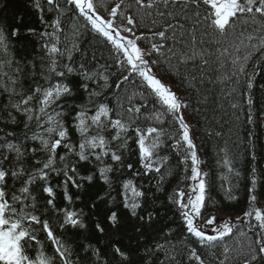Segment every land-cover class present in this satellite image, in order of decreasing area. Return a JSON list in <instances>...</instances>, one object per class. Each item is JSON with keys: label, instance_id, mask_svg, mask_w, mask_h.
<instances>
[{"label": "snow or ice", "instance_id": "snow-or-ice-1", "mask_svg": "<svg viewBox=\"0 0 264 264\" xmlns=\"http://www.w3.org/2000/svg\"><path fill=\"white\" fill-rule=\"evenodd\" d=\"M30 7L43 26L40 31L27 29L36 38L31 56H18L11 44L19 28L0 26V122L23 126L19 136L0 129V264H76L78 254L56 230L87 227L83 212L70 208L80 199L71 189L102 181L109 191L101 195L100 186L90 194L96 208L111 196L117 172L123 208L151 228L158 213L149 206V189L136 178H150L149 183L155 179L153 187L165 191L166 180L175 178L173 159L190 183L167 199L189 239L174 242V230L165 225L153 230L141 250L144 237L136 228L135 249L118 239L108 240L103 248L80 245L89 250L92 264H237L241 253V264H264V209L255 206L264 174L251 169L249 207L235 222L229 217L218 223L216 215L205 216L209 193L217 187L225 199H237V160L224 141L216 153L218 171L202 170L184 114L188 99L154 71L167 64L189 83L197 103L207 104L212 96L217 107L226 101L238 109L234 101L240 77L251 89L255 68L264 64V0H132L126 10L125 0H118L106 15L95 0H31ZM93 33L107 55L86 43L85 37ZM148 39L155 42L142 48L139 41ZM247 104H252L250 95ZM82 164L92 166L85 169L88 175H81ZM125 172L131 175L121 179ZM53 177L63 179L53 184ZM58 191L64 206L57 203ZM53 218H59L55 226ZM242 220L251 237L238 227ZM105 222L109 228L119 227L121 214L107 209ZM213 224L214 234L204 231ZM95 230L107 235L109 229L97 222ZM41 234L47 244L39 239Z\"/></svg>", "mask_w": 264, "mask_h": 264}, {"label": "trees", "instance_id": "trees-1", "mask_svg": "<svg viewBox=\"0 0 264 264\" xmlns=\"http://www.w3.org/2000/svg\"><path fill=\"white\" fill-rule=\"evenodd\" d=\"M98 6V11L101 14L106 15V9H110L118 0H95ZM132 0H125V10L127 5ZM31 0H0V26H3L6 30L11 28H19L20 35L18 37H10L11 44L17 51L18 56H31L34 51L36 44V38L31 36L28 32V28H35L37 31L42 29V25L39 22L37 13L30 7ZM105 4V7H103ZM22 18V19H21ZM50 18V17H46ZM83 23V21H80ZM117 24L120 20L117 19ZM144 31V29H141ZM150 36V33H145ZM139 35V32H137ZM95 34H90L85 37V41L92 42L97 45L98 52H103L107 55V49L99 47V40H94ZM102 40V38H100ZM155 41L141 40L139 41L142 48H149L151 43ZM155 58V57H153ZM162 59V58H161ZM175 63V61H173ZM156 74L163 80L165 84L171 86V88L177 92L181 98L187 97L190 106L184 110L186 121L189 123L191 128V136L194 143L197 145L198 156H201V167L203 171L217 172V166L215 165L216 153L218 147L224 145V141L228 142V147L231 153L235 156L237 163L236 167L240 170L241 176L239 178V187L234 192L237 199L228 200L224 198L223 192L216 188L211 191L209 195L212 197L211 200L207 201V210L205 216L216 215L217 222H221L219 218L222 217H237L241 216L242 213L249 207L247 189L251 186L249 183V173L252 168H256L258 174H264V64H259L255 68L254 83L251 89L246 88L244 77H240V84L237 86L235 93V101L239 104V108L236 110L231 109L226 101H220L223 103V108L217 107V103L213 102V97L209 96L207 104L197 103L199 97L194 94L190 85L187 81L182 80L180 74L176 73L175 69L169 68L167 64H161L159 67L154 68ZM248 73H253V66L250 63L248 66ZM125 88H129L130 85H124ZM208 88L212 92H218V89L213 88L209 85ZM251 96L252 104H247L248 96ZM114 104L115 101H112ZM251 114L252 121L248 122V114ZM0 129H5L9 132H14L18 136L23 131V126L18 125H6L0 122ZM209 131L216 132L220 131L223 133L222 137H216L215 135H209ZM0 139H3V132H0ZM29 147L31 144L28 145ZM253 153L255 154V160L252 159ZM135 158L133 157V160ZM177 161L172 160L170 167L173 168L175 178L169 177L165 182V191H157L153 185L155 179L150 178H136L137 183L143 184L146 189H149V206L151 210L158 213L157 218L152 224L151 228H147L141 225V223L135 218H131L130 214L126 209L123 208L121 203V196L118 194L120 189L118 188L120 178L119 172L113 177V184L111 190V196L103 202L98 201L97 207L92 208V199L90 194L94 193L97 187L103 186L104 192L109 191L107 185H103L102 181L97 180L92 186L85 183L83 189L77 190L71 189L73 193H77L80 196L79 200L74 199V203L70 205V208L77 211H82L84 214V223L87 226L82 229H75L67 227L65 230H57V234L62 233L63 241L74 250V253L78 254L76 264H92V260L89 259L90 252L87 248H80V245H89L92 247L103 248L104 244L112 240H120L123 245H131L133 249L137 248V242L139 235L136 232V228H141V234L144 239L139 240V247L141 250L146 242L151 239L154 229H158L168 225L174 230L173 241L178 243L181 239L187 240L190 234L186 233L183 228V223L177 214L175 205L168 202V195L173 194L178 188L187 189V184L190 181H184L183 173L180 169L175 168ZM92 166L88 164H82L80 166L81 175H88ZM88 169L89 171H85ZM190 175V172L188 173ZM131 174L125 172L123 178H129ZM63 177H53V184H58ZM219 182L217 181V184ZM258 196V202L256 207L264 209V184H259L256 187V193ZM40 197V202L43 204V195L39 192L36 193ZM155 197L153 200L152 197ZM114 198V199H113ZM57 203L60 206H64L60 199V193L57 194ZM66 203V202H65ZM107 209L118 211L121 214V224L116 228H109L105 222V215ZM143 214V213H141ZM59 218H53V225L57 224ZM243 223H238V227H241L251 237V229H249L246 220ZM97 222H104L105 227L108 228L107 235L101 234L95 230V224ZM254 222V221H253ZM202 223V222H201ZM213 234V233H210ZM87 237V239H86ZM39 239L45 244L48 242L45 240L43 234L39 236ZM195 239V238H191ZM234 245L232 240L228 241ZM219 251V249H217ZM233 257L237 254L232 253ZM241 253L237 257V264L242 262Z\"/></svg>", "mask_w": 264, "mask_h": 264}, {"label": "rangeland", "instance_id": "rangeland-1", "mask_svg": "<svg viewBox=\"0 0 264 264\" xmlns=\"http://www.w3.org/2000/svg\"><path fill=\"white\" fill-rule=\"evenodd\" d=\"M101 15H103V14H101ZM199 158H201L200 155H199ZM201 159H202V158H201ZM201 159H200V160H201ZM201 168H202V167H201ZM237 217H238V216H237ZM230 218H232V217H230ZM235 219H236V217H235ZM209 226H210L211 229H213L216 225L213 224V225H209Z\"/></svg>", "mask_w": 264, "mask_h": 264}]
</instances>
